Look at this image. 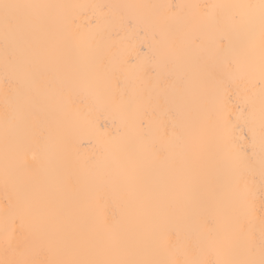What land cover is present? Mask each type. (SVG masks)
Instances as JSON below:
<instances>
[{
    "label": "bare ground",
    "instance_id": "bare-ground-1",
    "mask_svg": "<svg viewBox=\"0 0 264 264\" xmlns=\"http://www.w3.org/2000/svg\"><path fill=\"white\" fill-rule=\"evenodd\" d=\"M0 3V264L264 260V0Z\"/></svg>",
    "mask_w": 264,
    "mask_h": 264
},
{
    "label": "snow or ice",
    "instance_id": "snow-or-ice-1",
    "mask_svg": "<svg viewBox=\"0 0 264 264\" xmlns=\"http://www.w3.org/2000/svg\"><path fill=\"white\" fill-rule=\"evenodd\" d=\"M0 7L4 8V9H8V8L14 7V6L13 5H9L7 3H0ZM260 264H264V260H261Z\"/></svg>",
    "mask_w": 264,
    "mask_h": 264
}]
</instances>
